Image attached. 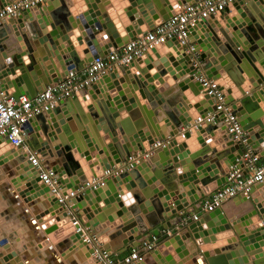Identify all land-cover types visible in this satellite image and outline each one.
<instances>
[{
    "label": "water",
    "instance_id": "1",
    "mask_svg": "<svg viewBox=\"0 0 264 264\" xmlns=\"http://www.w3.org/2000/svg\"><path fill=\"white\" fill-rule=\"evenodd\" d=\"M9 1L0 0V6ZM84 1L86 9H76L77 0H49L45 5L28 9L0 25V77L9 96L16 99L22 95L36 97L50 84L62 79L70 69L85 70L96 57L107 55L130 38L168 20L179 12V5L199 0ZM223 19L228 23L226 27L222 24ZM18 37H22L27 44L26 52L21 51L17 44ZM188 38L195 52L203 50L199 67L193 65V54L186 52L185 45L173 38L122 67L123 76H120L118 69H114L91 88L76 93L70 100H63L46 112L34 115L24 124L26 139L31 147L45 159L44 164L48 168L58 173L61 193L85 188L66 204L57 200L40 215H36L45 233L64 235L63 230L71 223V214L74 215L73 209H78L80 222L89 228L88 234L95 236L103 249L117 255L125 254L137 246L135 232H145L149 226L154 232L162 227L173 228L172 223L176 218L180 220V217L172 221L168 216L186 207L179 197L181 192H186L192 202L200 200V195L196 194L198 190L204 195L216 189L225 182L230 165L243 164L246 146L231 137L227 138V142L224 141L225 137L218 139L228 133V127L219 123L217 118L212 122L201 123L182 136L181 131L189 122L215 108L216 98L203 93L204 87L199 79L202 70L218 82L226 104L239 117L243 130L249 136L247 143L264 154V107L257 100L264 97V0H236L228 13L222 12L190 26ZM169 50L172 54L166 56ZM131 72L136 75V79ZM167 73L172 75L173 82L169 81L171 85L161 93L160 84L154 80ZM102 82L108 90L117 87V92L113 91L107 97L101 95L103 99L99 100L94 90L101 93L99 88L104 89ZM163 82L160 81L161 84ZM130 88L140 91L150 103L151 111L138 98L135 100ZM90 94L97 99L95 107L88 101ZM75 119L81 123H77V128H71ZM163 120L166 125L161 128L158 123ZM50 123L61 139L52 146L42 141L40 134L36 133L39 130L48 133L51 130ZM76 129H80V133ZM83 129L86 133L82 134ZM104 134L107 139L111 137V143L100 147L103 141L100 136ZM119 134L123 142L117 136ZM161 139L169 142L160 148L164 154L154 167L151 168L148 159L140 158L129 169L106 178L103 186H87V182L93 180L90 179L92 176H98L89 171L85 174L83 166L91 168L99 159V163L102 161V170L117 168L132 153L150 150L151 145ZM196 139L201 143L199 147H195L198 144ZM223 141L225 146L220 147L219 143ZM4 143L10 145L9 139L0 137V145ZM187 146L190 151H186ZM227 146H230L229 151L233 155L228 150L221 151ZM79 153L87 159V163L85 159L79 158ZM102 153L105 155L101 160ZM28 154L23 152L22 147L7 151L0 158V165L8 162L10 156H19L20 163L24 162L22 171L12 170V163L6 165L12 182L17 185L23 181L29 186L33 185L35 191L43 188L42 191L49 192L50 188L39 179V171L30 163ZM114 154L119 155L116 161L111 157ZM59 155L61 159L57 157ZM19 175L22 178H18ZM128 181L142 189L143 195L131 192ZM117 183H123V186H119L122 192L115 188ZM261 183L254 184L250 196L234 198L244 203L245 209L241 213L231 214L222 206L217 213L222 214L223 221L214 220L216 226L207 220L194 222L169 236L164 243L172 255L177 254L182 259L181 264L190 258L191 264H264V202L261 201L262 197L257 198L253 193L264 187V182ZM92 196L98 200L96 206H108L103 209L109 208L106 213L96 216L95 213L102 209L94 211L80 203ZM170 202L176 207H169ZM136 203L140 211L144 212L149 226L140 217ZM117 207L119 209L114 212ZM109 213L113 214V219L121 216L125 223L119 228L129 232L128 235L124 233L122 241L118 240L115 244L104 243L102 238L107 229L99 227L106 222ZM254 217L259 221L251 225L255 223ZM239 218L241 222L236 223ZM83 234L77 232L71 239L87 248V256H93L92 264H99L93 255L95 247L82 238ZM213 234L230 237L228 245L216 249L214 241L217 237ZM107 236L110 240L115 237L111 233H107ZM69 240L57 244L64 256L71 251ZM5 241L1 239L0 244ZM225 249L228 251L222 252ZM136 264L167 263L159 250H154L151 258L145 257Z\"/></svg>",
    "mask_w": 264,
    "mask_h": 264
},
{
    "label": "built area",
    "instance_id": "2",
    "mask_svg": "<svg viewBox=\"0 0 264 264\" xmlns=\"http://www.w3.org/2000/svg\"><path fill=\"white\" fill-rule=\"evenodd\" d=\"M47 1L49 0H10L6 5L0 6V25L11 18L20 16L28 9L44 5ZM235 2L236 0H199L194 3L181 4L179 5V12L173 14L168 20L162 21L153 29L143 31L130 38L127 43L117 47L107 55L96 57L85 70L70 69L62 79L50 84L34 98L22 95L16 99L9 96L0 77V137L8 138L12 148L23 147L28 151V159L33 167L39 171L41 181L59 196L60 203L66 204L84 187L70 190L66 194L61 193L62 186L58 180V173L54 169L48 168L39 153L31 147L30 142L26 139L24 124L34 115L54 108L61 101L88 89L114 69L127 66L157 45L166 44L168 40L173 38L185 45L186 52L193 54V65L199 67L202 62L201 53L200 51L195 52L194 46L189 42V27L203 19L224 13ZM203 72L199 78L204 87L203 93L216 98L215 108L204 115H198L193 122H189L183 128L182 136H185L186 131H191L201 123L212 122L217 118L228 127V134L235 142L246 146V151L242 157L243 164L230 165L226 172L225 182L210 191L204 200L203 209L211 212L222 207L227 200L241 195L250 196L254 184L264 182V162H260L261 156L247 143L249 136L243 130L239 117L226 104L224 92L219 89L218 82L208 75H204ZM168 142L167 139L157 140L151 145L150 150L144 149L132 153L127 160L123 161L121 166H117V170H109L105 178L88 181L87 186L97 188L104 185L106 178L115 175L118 171L129 169L132 163H138L140 158L147 159L154 149L166 146ZM177 213H174L173 216L176 214L174 217L179 216L180 220L176 219L172 223V229L162 227L157 232L153 231L148 237L137 243V246L132 250L122 255H116L112 251L103 249L97 238L88 234L89 228L85 227L79 220L71 218V224L77 229H82L86 242L91 247H95L93 255L99 264H136L157 248L162 235L169 237L182 231L190 220L197 221L200 219L199 211L183 215L181 214L182 211H180V215Z\"/></svg>",
    "mask_w": 264,
    "mask_h": 264
},
{
    "label": "crops",
    "instance_id": "3",
    "mask_svg": "<svg viewBox=\"0 0 264 264\" xmlns=\"http://www.w3.org/2000/svg\"><path fill=\"white\" fill-rule=\"evenodd\" d=\"M72 1L70 0V2H72ZM113 1L118 2L119 0H113ZM112 5L115 6L113 2H112ZM75 6L74 7L76 9H80V8L86 9L87 8L84 0H77V2L75 3ZM229 10H230V8H228L224 13H228ZM31 12H33V11H31ZM234 12H236V10H234ZM222 24H224L225 27L228 25V23L225 19L222 20ZM11 28L13 29L12 26H11ZM229 30H231L230 27H229ZM17 40H18L17 44L19 45L21 51L26 52L28 50V46L25 43L24 39L22 37H18ZM170 48H173V47H170ZM51 51L53 52L52 49H51ZM202 51L203 50L201 49L200 53ZM168 54H172V52L169 50L168 52L165 53L166 56H169ZM171 64H172V62H171ZM121 68L122 67H119L117 69L120 72V76H123V72L121 71ZM203 74L207 75L205 72H203ZM131 75L132 76L134 75V78L136 79L135 74H133L131 72ZM162 77H163L164 82H169L171 80V78H173L170 73H167V75H165V78H164V76H162ZM102 79H100V80L102 81ZM102 84H103V82H102ZM99 85H100V83H99ZM130 85L131 84H129V86ZM103 87H104V89L99 88V90H101L100 91L101 93H99L98 90H94V94H95V96L96 95L98 96L97 99H99V100L103 99L101 95H104V94L112 95L115 92L114 91L115 89L108 90L105 87V84H103ZM89 88H91V87H89ZM130 89H131V94L134 95L135 100L137 101V98H138L140 103L142 105L147 106V109H149L151 111V107H150L149 102L142 97L140 91L139 90L134 91L132 88H130ZM89 97L90 98L88 101L90 102L91 105H93L95 107L97 105V99H95V97H92V94H90ZM70 98H69V100H70ZM257 100L264 107V97L261 96V98L257 99ZM79 104H80V102H79ZM205 105H207V103ZM202 107H204V105H202ZM147 118H148V116H147ZM58 120H57V122H59ZM73 123L74 124H73V126H71V128L72 127L77 128L78 127L77 123L79 125V123H81V122H79V121H77V119H75V120H73ZM219 123L224 124L222 121H220ZM50 125H51V130L48 131V135L50 136V138H52L51 135H52V133H54L55 129L53 130V128H54L53 124L50 123ZM158 125H160V127L162 128L163 126L166 125V122L163 120V121L159 122ZM147 128H148V126H147ZM76 130L78 133H80V129H76ZM175 130H177V128H175ZM217 131H218V128H217L216 132ZM36 133H37V135L38 134H40L41 136L43 135L42 130H39ZM81 133L82 134L86 133V130L85 129L81 130ZM227 134H223L222 136L218 137V139H220L221 137H225L226 139L224 141L227 142V140H228L227 138L230 137L229 134L228 135ZM117 136L120 138V141L123 142L122 135L119 134ZM100 137H102V139H103V143H102L103 145L106 146L109 143H111V141H110L111 137L110 136H109L110 139H107L106 134H104ZM222 140H223V138H222ZM195 141L198 142V144H195V147H199L201 145V143L197 139ZM224 141L222 143H219L220 147L225 146ZM1 147H2V151H1L2 153H0V155L1 154L4 155V153L7 151H13L14 150V148H12L10 145L5 144V143L1 144L0 148ZM229 149H230V146H227L226 148H223L221 151L228 150V152L231 153V151H229ZM160 150L161 149L158 148L157 151H154V153L152 152L150 154V156L147 158L151 164V168L160 162V160H161L160 157L162 154H164V153L160 152ZM259 150H261V148ZM186 151H190V147L187 146ZM255 151L261 156L260 162L261 163L264 162V154H261L262 153L261 151H258V150H255ZM23 152H26V150L24 149ZM231 154L233 155V153H231ZM78 155L80 156L79 158L85 159V162L87 161V159L84 156H82L81 153H79ZM10 157H11V159H9L8 162H5L4 164L9 165L10 163H12L13 164L12 170L18 171V168L20 166H22L24 162L20 163L19 156H10ZM114 157H116V156H114ZM118 157H119V155H117V158ZM180 158H182L181 153H180ZM48 159H51V158H48ZM42 161L44 162L45 159L42 158ZM100 163L102 164V161ZM96 168L97 169L100 168V165L97 164ZM83 169H84L83 172L86 171L87 174H88V171L90 173H92V171H94L93 168H88L87 166L86 167L83 166ZM90 179H92V178H90ZM6 183L7 184L9 183L8 184L9 186H6L7 185ZM256 184L261 185L262 183H256ZM120 185H122V184L117 183L115 185V188L119 191L121 189L119 187ZM12 187L15 188V185L11 182V176L8 174V170L5 169L3 167V165H0V240L4 239V238L10 240L8 247H5L4 245H0V264H92V261H93L92 257L93 256H89V257L87 256V252H86L87 248L82 247V246H78L77 244L79 241L74 242L73 239H71V236L73 234H75V232H74L75 229L73 228V224H69L71 227L68 231L64 232L65 236L64 235H57L54 232L51 233V235H53V236L46 234L45 230L41 227L42 224L40 223V221L36 217V209H33V208H35V205L32 207L29 205V203H31V202H27L20 195H19V197L14 195L13 194L14 192L11 191ZM204 187L205 186H203V188ZM148 188H150V185L148 186ZM141 190L142 189H139V187L136 186L131 191L138 192ZM122 191H123V189L120 192H122ZM253 193H255L257 198L262 197L261 201L264 202V187H261L260 189L253 191ZM18 194H19V192H18ZM196 194L200 195L201 198H200V200L192 202L190 196H188L186 194V192L180 193L179 197L181 200L184 201V202H182V205L186 206L182 210L181 214L182 215L183 214H192L195 211H199L200 219L197 221L190 220L188 222L189 223L188 225H190L194 222H201V221H205V220H207L206 222L212 221V223H213L212 215L216 214L217 212H220L219 208L216 209L215 211H211V212L205 211L203 209L204 200L209 195V193L203 195L201 193V191L198 190ZM39 199H41V198H39ZM101 199H104V197H102ZM84 201L87 204L86 206L93 208L94 211H95V209H97V210L102 209L101 211H98V213H95L96 216H99L100 214H102L103 212H105L109 209L108 208V209L103 210L105 207H108V206H105L104 208L96 206V203L98 200L95 196H92V198L90 200L84 199ZM50 205H51L50 197L46 198L45 201L40 202L39 205L37 204V206L41 207V208H44V207L48 208ZM243 205H244V203H242L238 199L235 200L234 198L227 200L223 204V206L226 207V209H227V211H229V213H235V215H236L237 211L242 210ZM117 209H119V208L118 207L115 208L114 212H117ZM37 211H38V209H37ZM73 211H74V215L71 214V218L79 220L80 218H79V215L77 213L78 209H73ZM114 212H112V213H114ZM112 213L110 215L109 214L106 215V222L102 223L101 225H103L102 227H106L105 229H107V233L114 234L115 237L112 241L109 239V237L107 236V233H106L105 235H103V238H102L105 241L104 243H107V242L113 243L114 241L117 243L118 240L122 241L123 236H122V234H117L118 233L117 228L119 226L123 225L125 222L122 220L121 216L114 218L112 221H109L108 217L113 216ZM178 213H177V215H180V212H178ZM141 215L143 216L144 214L141 213ZM174 216L172 215V216H168V217L170 220L172 219V221H174L175 220ZM134 218L135 217L133 216V219ZM79 222H80V220H79ZM145 222L149 226L146 219H145ZM235 222L236 223L241 222V218L237 219ZM256 223H258V222H256ZM100 229H103V228H100ZM153 231H154V229L149 226V230H147L145 232L144 231L135 232L134 241L136 243L141 242L144 238L148 237V235H150ZM167 237L168 236L160 237L159 244L157 245V248L155 250H159V252L166 258L167 264H181L182 262H180V261H182V259L180 257H178L177 254L172 255V253L168 249V247L165 246L164 241L167 239ZM44 238H45V240H44ZM221 238L222 239L217 240L215 243H218V241H221V240H225V239L229 240L230 239V237H221ZM66 239H70L69 243L71 246L69 247V250H71V251L68 252V254H66L64 256L62 251L60 249H58L57 244H59L60 242H64ZM113 244H115V243H113ZM224 244L222 246L218 245V248L221 249L222 247H225L226 244L225 245ZM262 249H264V246L262 247ZM227 251H228L227 249L222 250V252H227ZM174 256L176 258H174ZM146 257L151 258L152 252L148 253ZM199 257H200V260L202 261L203 257L201 255ZM191 263H192L191 258L188 259L186 262H183V264H191Z\"/></svg>",
    "mask_w": 264,
    "mask_h": 264
},
{
    "label": "bare ground",
    "instance_id": "4",
    "mask_svg": "<svg viewBox=\"0 0 264 264\" xmlns=\"http://www.w3.org/2000/svg\"><path fill=\"white\" fill-rule=\"evenodd\" d=\"M76 7V6H75ZM156 69H154V71H155ZM164 76V78H165V75H163ZM161 80H163V77L161 76V78L159 79H155L154 80V82H156L157 81V84H160V86H159V88H160V91H161V93L165 90V89H167L170 85H171V83L170 82H173V78H171V80H170V82H163L162 84L160 83V81ZM153 82V83H154ZM104 84V83H103ZM105 87H106V85H105ZM107 88V87H106ZM116 89H117V87H116ZM114 90V91H116L117 92V90ZM108 96V94H105V97H107ZM144 99H146V98H144ZM147 100V99H146ZM146 102V101H145ZM150 104V103H149ZM151 106V105H150ZM147 110H149V109H147ZM58 120V119H57ZM58 121H60V120H58ZM59 123V122H58ZM55 129V130H54ZM53 130H54V133H52V138H50V136L48 135V133H43V135L41 136L40 135V139H42V141H46L49 145H55V142L57 141H61V139L59 138V136H60V134H58V133H55L56 132V128L54 127L53 128ZM53 132V131H52ZM63 132V131H62ZM102 143H103V141H102ZM100 144V147H104V145L103 144ZM57 147V146H56ZM22 150H24V148L22 147ZM2 151V147L0 148V153H2L1 152ZM26 152L28 153V151L26 150ZM5 154V153H4ZM105 154L104 153H102V154H100V158H101V160H102V158H103V156H104ZM114 156H116L117 157V154L115 155H111V157L114 159V161H116V157H114ZM1 157H3V154H1L0 155V158ZM56 157V156H55ZM58 158H60L61 159V156L59 155V156H57ZM144 159H146V158H144ZM99 160V159H98ZM98 160L95 162V165L93 166V167H91V168H93L94 169V171H92V174H97V178H105L106 176H107V172L109 171V169H105V170H102V164L101 163H99L98 162ZM23 163V162H22ZM86 163H87V161H86ZM24 164V163H23ZM97 164H99L100 165V168H96V165ZM3 167L6 169V165L5 164H3ZM23 170V165L22 166H20L19 168H18V171H22ZM97 171V172H96ZM101 171H103V172H101ZM9 173V175H11L10 174V171H8ZM17 172V171H16ZM85 174H86V171L84 172ZM23 175V174H22ZM22 175H19V177L18 178H22ZM39 175V174H38ZM112 176V175H111ZM110 176V177H111ZM114 176H116V175H114ZM94 176H92L91 178H93ZM109 178V177H108ZM12 177H11V182H12ZM39 179H40V176H39ZM94 179H96V178H93V180ZM13 183V182H12ZM128 183H130V185H131V188L133 189V188H135V186H133L134 185V182H132V181H128ZM9 184V183H8ZM6 185V186H9V185ZM14 184V183H13ZM45 184V183H44ZM15 185V188H13L12 187V189H11V191L12 192H14L13 194L14 195H16L17 197H19V195L20 196H22L25 200H27V202H31V203H29V205L30 206H34L35 205V208H33V209H36V215L38 214V215H40V213L43 211V210H45L46 209V207H44V208H41V207H38L37 206V204L39 205V203L40 202H42V201H45V199L46 198H48V197H50V202L52 203V202H56L57 200L59 201V196L57 195V194H55V193H53L52 191H51V189H50V191L48 192H44V191H42L43 190V188H40L37 192L35 191L36 190V188H34V186L33 185H31V186H29V185H27V184H25V183H23V181H21V183H19V184H14ZM46 185V184H45ZM126 185H127V183H126ZM44 186V185H43ZM46 186H48V185H46ZM101 186H103V185H101ZM122 186H123V183H122ZM49 187V186H48ZM138 187V186H137ZM50 188V187H49ZM17 189V190H16ZM85 189V188H84ZM84 189L82 190V191H80L79 193H81V192H83L84 191ZM140 189V188H139ZM19 192V194H18V192ZM131 192H134V191H131ZM136 192V191H135ZM44 193V194H43ZM78 193V194H79ZM138 193H139V195L142 193V190L141 191H138ZM141 195H143V194H141ZM140 195V196H141ZM25 196V197H24ZM39 198H41V199H39ZM92 198V197H91ZM88 200H90V199H88ZM175 199L172 197V201H174ZM59 203H60V201H59ZM80 203H82L83 205H87L86 203H85V201H84V199L80 202ZM62 204V203H61ZM36 206L38 207V208H36ZM135 207H137L138 208V206H137V203L135 204ZM169 207H172V208H175L176 206L174 205V203L173 202H170V206ZM244 207V206H243ZM242 207V210H244L245 208H243ZM37 209H38V211H37ZM138 210H139V212H140V215H141V213L142 214H144V212L142 211H140V209L138 208ZM242 210H240V211H237L236 212V215L237 214H239V213H241V211ZM107 211H105V213H106ZM98 213V212H97ZM104 213V212H103ZM110 214V213H109ZM232 214V213H231ZM233 214H235V213H233ZM144 216V217H143ZM141 215L140 217L141 218H145V215ZM223 216H222V214L221 213H217V214H215L214 215V217L212 218L213 219V221L215 220V222H221V221H223V219H221ZM112 218V219H111ZM133 219V218H132ZM254 220H255V223L253 222V223H251V225L252 224H257L256 222H258L259 220L257 219V217H254L253 218ZM111 220H113V216H110V218H109V221H111ZM210 224L212 223V221H210L209 222ZM71 224V223H70ZM102 224V223H101ZM99 225V227H102L103 225ZM212 225L213 226H216L215 225V223H212ZM260 225V224H259ZM259 225H256V226H259ZM207 226V225H206ZM70 225L68 224L65 228H64V230L63 231H68L69 229H70ZM207 227H209V226H207ZM212 227V226H211ZM73 228L75 229V233H82L83 231H82V229H77V227H74L73 226ZM203 228H205V226L203 227ZM117 234H122V236H123V234L125 233V235H128L129 234V232L127 231V232H123L119 227L117 228ZM123 232V233H122ZM127 233V234H126ZM47 234V233H46ZM214 236H216L217 238H216V240L214 241V244L217 246L216 247V249L218 248V245L219 246H222L224 243L225 244H227L228 243V239H225V240H221V241H218V243H215L217 240H220V239H222L221 237H219L218 235H215L214 234ZM43 238V237H42ZM82 238L84 239V237L82 236ZM4 239H6V238H4ZM43 240V239H42ZM44 240H45V238H44ZM55 240V239H54ZM228 240V241H227ZM86 241V240H85ZM113 241V240H112ZM9 242H10V240L9 239H6V241L5 242H2L0 245H4L5 247H8V245H9ZM54 243V242H53ZM93 243V242H92ZM94 243H95V241H94ZM109 243H111V242H109ZM113 243H116L115 241L113 242ZM85 244V243H84ZM224 244V245H225ZM91 245H93V244H91ZM77 246V245H76ZM79 246V245H78ZM166 246V245H165ZM212 246H213V244H212ZM219 249V248H218ZM87 250V249H86ZM161 254V253H160ZM162 255V254H161ZM163 256V255H162ZM164 257V256H163Z\"/></svg>",
    "mask_w": 264,
    "mask_h": 264
},
{
    "label": "rangeland",
    "instance_id": "5",
    "mask_svg": "<svg viewBox=\"0 0 264 264\" xmlns=\"http://www.w3.org/2000/svg\"><path fill=\"white\" fill-rule=\"evenodd\" d=\"M122 163H123V162H122ZM122 163H120V164H119V166H121V164H122ZM114 169H116V170H117V168H114ZM162 236H166V235H162ZM162 236H161V237H162ZM158 244H159V243H158Z\"/></svg>",
    "mask_w": 264,
    "mask_h": 264
}]
</instances>
